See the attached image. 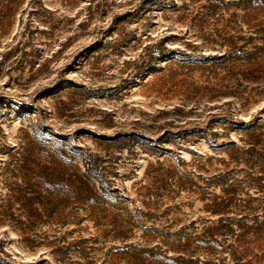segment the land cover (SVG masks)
<instances>
[{
	"label": "rangeland",
	"instance_id": "rangeland-1",
	"mask_svg": "<svg viewBox=\"0 0 264 264\" xmlns=\"http://www.w3.org/2000/svg\"><path fill=\"white\" fill-rule=\"evenodd\" d=\"M0 264H264V0H0Z\"/></svg>",
	"mask_w": 264,
	"mask_h": 264
},
{
	"label": "bare ground",
	"instance_id": "bare-ground-1",
	"mask_svg": "<svg viewBox=\"0 0 264 264\" xmlns=\"http://www.w3.org/2000/svg\"><path fill=\"white\" fill-rule=\"evenodd\" d=\"M172 47V46H171ZM171 49H174V47L173 48H171Z\"/></svg>",
	"mask_w": 264,
	"mask_h": 264
}]
</instances>
